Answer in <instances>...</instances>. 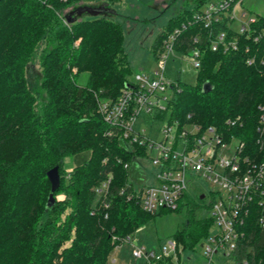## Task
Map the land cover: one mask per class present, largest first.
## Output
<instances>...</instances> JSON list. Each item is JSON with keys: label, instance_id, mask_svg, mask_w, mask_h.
<instances>
[{"label": "trees", "instance_id": "1", "mask_svg": "<svg viewBox=\"0 0 264 264\" xmlns=\"http://www.w3.org/2000/svg\"><path fill=\"white\" fill-rule=\"evenodd\" d=\"M93 1L0 0V264H112L119 244L113 238L138 234L154 216L120 195L131 176L124 164L147 151L129 152L119 138L107 136L110 127L98 111V98L117 100L131 84L123 26L109 17L113 13L66 21L78 7L107 4L113 10L112 4L120 0L85 4ZM197 1L194 9L168 22L152 49L158 55L164 39L181 29L176 51L184 55L196 47L201 51L198 83L188 85L173 78L166 112L155 119L214 127L226 138L231 133L239 135L256 149L255 127L264 103V14L253 18L244 33L234 31L226 20L205 28L192 20L206 3ZM221 33L237 41L238 48L214 51L211 40ZM42 40L48 46L42 57L41 83L30 89L25 63L35 43ZM77 41L78 46L74 45ZM250 58H255L253 64H248ZM81 74L88 76L86 86L73 81ZM207 82L212 90L203 93ZM38 100H42L40 109L25 119ZM229 121L242 122L244 128ZM68 152L73 169L60 172L62 157ZM56 166L61 178L58 191L70 195L71 211L64 220L57 202L46 209L51 191L47 173ZM109 173L113 180L109 208H105L95 188ZM196 208L190 204V216L174 236L185 249L197 248L213 225L210 215L197 219ZM120 256L132 259L126 249ZM235 260L264 264V227L255 215L249 219Z\"/></svg>", "mask_w": 264, "mask_h": 264}, {"label": "built area", "instance_id": "2", "mask_svg": "<svg viewBox=\"0 0 264 264\" xmlns=\"http://www.w3.org/2000/svg\"><path fill=\"white\" fill-rule=\"evenodd\" d=\"M241 1L210 2L192 20L202 23L205 28L224 20L229 24L233 20L236 4ZM253 21L250 19L243 24L239 32L244 33ZM180 34L181 29L176 28L164 39L157 56V71L152 75H135L134 82H130V87L125 88L117 100L98 101V111L110 127L107 136L119 138L129 152L136 148L147 151L145 156H135L131 164L125 163L124 168L132 170L135 165L141 168L155 167L152 184H146L143 174L136 179L130 178L127 186L120 190L121 196L135 201L151 215L162 210H178L188 192L190 178L199 174L219 186L218 196L212 193V199L207 204L213 225L198 246L203 250V255H198L201 261L188 263L183 260L186 249L174 239L148 250L140 245L136 234L114 237L119 244L111 258L112 264H117L119 259L125 261L120 256L124 246L126 250L129 248L132 259L141 260L143 264H239L235 260V251L246 237L250 217L255 215L259 225L264 227V103L259 106L260 115L255 127L256 149L251 148L239 135L231 133L226 138L214 127L202 128L191 122L182 124L180 121L158 122L155 119L158 114L166 112L171 99L166 92L173 91V79L166 75L165 65L169 55L176 51L175 43ZM194 43H198L197 38ZM211 44L214 51L223 49L224 53L238 48L237 41L228 40L226 33L215 36ZM187 56L198 70L202 63L201 51L196 47ZM254 61L255 58H250L248 64ZM229 123L244 128L242 122ZM146 129H150V135ZM154 133L160 134L162 139H154ZM233 141L235 148L232 159L222 157L221 151L228 150ZM154 151L155 156H152ZM112 180L113 174L109 173L95 188L105 208H109ZM213 227L216 230H212ZM240 264L248 263L244 260Z\"/></svg>", "mask_w": 264, "mask_h": 264}, {"label": "rangeland", "instance_id": "3", "mask_svg": "<svg viewBox=\"0 0 264 264\" xmlns=\"http://www.w3.org/2000/svg\"><path fill=\"white\" fill-rule=\"evenodd\" d=\"M201 10H205L209 2L218 3L221 0H205ZM197 0H120L112 4L114 14L109 15L110 18L122 24L124 29V50L128 56V60L132 69V76L130 81L134 82V76L137 74L152 75L159 69L157 63V53L153 52L152 45L154 44L159 33L167 27L168 22L178 16L180 13L189 9H194L199 5ZM100 1L88 2L85 4L97 5ZM79 4L78 6L85 5ZM68 8L65 13L72 10ZM246 15H243V13ZM264 14V0H242L238 2L234 8L233 20L229 21V25L234 31H240L243 24H247L252 18H257ZM60 16V14H58ZM90 17L84 15L81 19ZM93 17V16H92ZM80 19V18H78ZM80 41L75 42L78 46ZM48 46V42L37 41L32 48L31 55L25 63V80L28 82L30 89L41 83L42 76V57L44 49ZM73 74H77V69H72ZM165 73L170 78H179L183 83L188 85H196L198 83V70L193 66L189 56L174 51L169 55V59L165 65ZM87 74H81L73 77L76 85H87ZM40 82V83H39ZM166 95L172 98L173 91L168 90ZM97 97V95L95 94ZM102 100L101 98H98ZM42 104V100L33 102L32 110L27 111L25 119L29 118V114L38 111ZM34 110V111H33ZM146 133L150 135V129H146ZM152 137L161 140L160 134L154 133ZM235 141L230 143L228 150L221 151L224 158L232 159L234 154ZM155 156V151L152 152ZM147 162V161H146ZM74 166L73 157L68 152L62 157L61 169L62 172L72 171ZM135 165L131 170L130 178H139L142 174L146 179V184L153 183L152 174L155 167H139ZM219 186L206 180L201 175L197 174L190 178L187 196L184 198V204L179 210H162L152 216L147 224L138 232V239L140 245L146 249H156L161 244H166L168 241L174 239V236L183 230L190 214V204H195V217L202 219L210 215L207 204L212 199V193L218 196L217 191ZM66 190H60L56 193V202L61 205L62 220L71 211L69 208L68 197L70 195ZM205 195L204 199H200L201 195ZM67 204V207L65 205ZM62 206L64 207L62 209ZM212 230H216L215 227ZM75 237V233L71 235ZM118 237V236H116ZM114 239V238H113ZM69 243V242H68ZM125 250L126 247L124 246ZM129 252V248H127ZM199 253L203 255V250L198 247L195 251L186 249L183 252V260L188 263H195L201 261ZM113 256V255H112ZM198 256V257H197ZM191 258V260H187ZM117 264H143L141 260H121Z\"/></svg>", "mask_w": 264, "mask_h": 264}, {"label": "water", "instance_id": "4", "mask_svg": "<svg viewBox=\"0 0 264 264\" xmlns=\"http://www.w3.org/2000/svg\"><path fill=\"white\" fill-rule=\"evenodd\" d=\"M114 14V10L108 8L107 4L100 5L99 7L94 6H81L78 7L76 10L72 11L70 14L66 16L67 23H72L76 19L83 17L84 15H90V16H99L102 14ZM130 87V85L128 86ZM212 90V86L209 82L205 83L202 88L203 93H208ZM47 177L51 184V191L48 196L46 209L52 208L56 203L55 193L58 191L61 185V178L59 174V167L56 166L48 171ZM205 195H201L200 199H204Z\"/></svg>", "mask_w": 264, "mask_h": 264}, {"label": "crops", "instance_id": "5", "mask_svg": "<svg viewBox=\"0 0 264 264\" xmlns=\"http://www.w3.org/2000/svg\"><path fill=\"white\" fill-rule=\"evenodd\" d=\"M243 15H246V13L244 12ZM253 19V18H252Z\"/></svg>", "mask_w": 264, "mask_h": 264}]
</instances>
